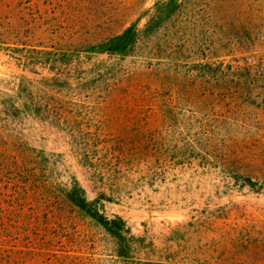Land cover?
Returning <instances> with one entry per match:
<instances>
[{
  "label": "rangeland",
  "instance_id": "1",
  "mask_svg": "<svg viewBox=\"0 0 264 264\" xmlns=\"http://www.w3.org/2000/svg\"><path fill=\"white\" fill-rule=\"evenodd\" d=\"M161 1L0 0V264H125L65 197L74 178L90 201L113 195L106 215L157 248L138 258L264 264V194L148 155L199 148L209 135L234 163L264 165V108L218 105L219 84L195 68L264 73V0H177L179 11L147 33ZM131 26L140 38L130 56L91 52Z\"/></svg>",
  "mask_w": 264,
  "mask_h": 264
},
{
  "label": "trees",
  "instance_id": "2",
  "mask_svg": "<svg viewBox=\"0 0 264 264\" xmlns=\"http://www.w3.org/2000/svg\"><path fill=\"white\" fill-rule=\"evenodd\" d=\"M180 4L177 0H166L158 2L150 17L146 32L161 27L164 20L170 18L174 13L178 12ZM140 32L136 26H131L122 34L109 38L103 42L92 45L91 52L94 54H107L109 56L127 57L130 56L135 49ZM246 62V60H245ZM247 64V62H246ZM198 74L203 78H208L207 85L216 81L219 85L214 88L217 94L214 96L218 105H223L226 101H241L243 105L247 104L259 109L264 108V73L260 71V67L246 66L240 69H234L232 66H224L223 64H201L195 67ZM27 88H22V93L27 94ZM214 93V91H213ZM210 91H205V97L208 98ZM34 109H40L35 103L32 104ZM16 108V106H13ZM31 112L34 110L29 105H25ZM17 110V109H14ZM53 112H55L53 110ZM56 113V116H62V110ZM53 114V113H52ZM60 119V118H58ZM263 129V128H261ZM214 137L206 136V141L199 148L188 145V148H168L148 151L149 157H157L154 166L161 165L159 159L163 158L169 161H177L196 165L203 169L218 171L228 177L232 183L231 186L235 190L243 191L247 189L253 194H264V165H238L233 161V155L227 151L219 150L215 147ZM93 140H97L93 136ZM99 143V142H96ZM109 144V140L106 145ZM96 150V149H94ZM106 153H111L106 150ZM134 159L138 157H131ZM145 158V157H144ZM143 158L139 157V160ZM147 158L143 159L149 162ZM126 159H123V161ZM138 161V159H136ZM156 168V167H155ZM65 197L80 213L91 219L97 226L103 229L112 239L113 256L118 258L125 264H211L210 259H200L198 257H183L178 253L167 254L163 252L160 261L150 260L149 258H138L136 255L144 254L147 257L158 254L157 248L152 242L147 243L146 238L137 237L132 233L127 221L118 215L108 217L104 210L103 200L113 201V195L102 193L99 199L90 201L88 193L76 178L72 181L71 188L66 191ZM193 227V224H189ZM176 233V232H175ZM240 247L243 251L248 249L242 238L240 239ZM252 264H255L254 262Z\"/></svg>",
  "mask_w": 264,
  "mask_h": 264
}]
</instances>
